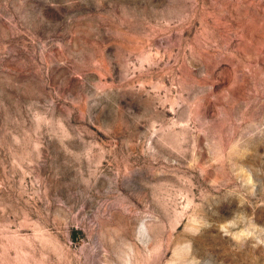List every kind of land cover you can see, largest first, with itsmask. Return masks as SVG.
<instances>
[{
    "label": "rangeland",
    "instance_id": "1",
    "mask_svg": "<svg viewBox=\"0 0 264 264\" xmlns=\"http://www.w3.org/2000/svg\"><path fill=\"white\" fill-rule=\"evenodd\" d=\"M0 264H264V0H0Z\"/></svg>",
    "mask_w": 264,
    "mask_h": 264
}]
</instances>
